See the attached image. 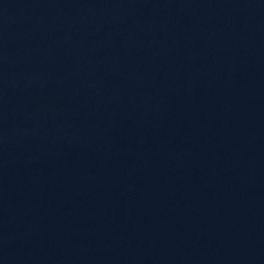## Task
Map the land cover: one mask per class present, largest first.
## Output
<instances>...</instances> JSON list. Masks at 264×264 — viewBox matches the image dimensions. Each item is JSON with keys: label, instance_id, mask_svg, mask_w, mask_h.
<instances>
[{"label": "water", "instance_id": "95a60500", "mask_svg": "<svg viewBox=\"0 0 264 264\" xmlns=\"http://www.w3.org/2000/svg\"><path fill=\"white\" fill-rule=\"evenodd\" d=\"M0 264H264V0H0Z\"/></svg>", "mask_w": 264, "mask_h": 264}]
</instances>
